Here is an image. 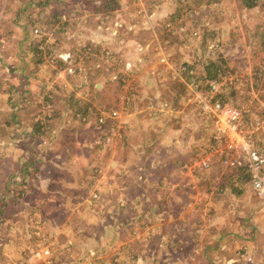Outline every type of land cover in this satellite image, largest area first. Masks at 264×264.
<instances>
[{
	"label": "rangeland",
	"instance_id": "374dc122",
	"mask_svg": "<svg viewBox=\"0 0 264 264\" xmlns=\"http://www.w3.org/2000/svg\"><path fill=\"white\" fill-rule=\"evenodd\" d=\"M104 2L0 0V264H264V0Z\"/></svg>",
	"mask_w": 264,
	"mask_h": 264
},
{
	"label": "built area",
	"instance_id": "2783aa9c",
	"mask_svg": "<svg viewBox=\"0 0 264 264\" xmlns=\"http://www.w3.org/2000/svg\"><path fill=\"white\" fill-rule=\"evenodd\" d=\"M225 111L229 114L228 120L225 121V134L229 136L230 131L238 130L237 121L240 116V113L238 112V110L235 109H226ZM245 151L248 162H244L245 164H242L243 168H247L248 170L253 169L255 171V169L258 170L259 168L263 167V154L259 153L257 150L252 148L248 143L246 145ZM250 184L260 196L264 197V175L261 176L260 173L258 174V172H255L254 176L250 181Z\"/></svg>",
	"mask_w": 264,
	"mask_h": 264
},
{
	"label": "trees",
	"instance_id": "16d2710c",
	"mask_svg": "<svg viewBox=\"0 0 264 264\" xmlns=\"http://www.w3.org/2000/svg\"><path fill=\"white\" fill-rule=\"evenodd\" d=\"M102 1L104 2V0ZM241 1L243 2V5L246 6V8H254L261 2V0H241ZM105 6H106V3H105ZM217 74L218 72L215 71L213 74V77H217L216 76Z\"/></svg>",
	"mask_w": 264,
	"mask_h": 264
}]
</instances>
